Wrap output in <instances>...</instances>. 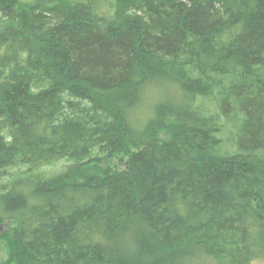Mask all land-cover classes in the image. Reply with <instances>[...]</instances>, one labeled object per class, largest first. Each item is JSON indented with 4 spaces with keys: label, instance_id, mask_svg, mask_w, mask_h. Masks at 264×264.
<instances>
[{
    "label": "trees",
    "instance_id": "16d2710c",
    "mask_svg": "<svg viewBox=\"0 0 264 264\" xmlns=\"http://www.w3.org/2000/svg\"><path fill=\"white\" fill-rule=\"evenodd\" d=\"M2 226L0 264H264V0H0Z\"/></svg>",
    "mask_w": 264,
    "mask_h": 264
},
{
    "label": "rangeland",
    "instance_id": "374dc122",
    "mask_svg": "<svg viewBox=\"0 0 264 264\" xmlns=\"http://www.w3.org/2000/svg\"><path fill=\"white\" fill-rule=\"evenodd\" d=\"M150 103L149 104H147L144 108H142V110H141V112L140 113H147L148 112V108L150 107ZM6 226H2L0 229H1V232L4 230V228H5ZM1 256H4V258H5V254H4V252H2L1 251V246H0V257ZM4 258L2 259V260H4ZM194 264H200V262L199 261H197V262H194ZM208 264H212V263H208Z\"/></svg>",
    "mask_w": 264,
    "mask_h": 264
}]
</instances>
